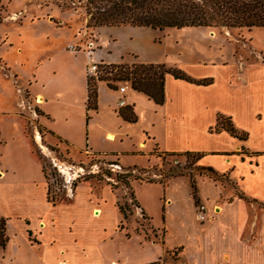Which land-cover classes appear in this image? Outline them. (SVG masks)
I'll use <instances>...</instances> for the list:
<instances>
[{
    "label": "rangeland",
    "instance_id": "obj_1",
    "mask_svg": "<svg viewBox=\"0 0 264 264\" xmlns=\"http://www.w3.org/2000/svg\"><path fill=\"white\" fill-rule=\"evenodd\" d=\"M83 4L84 0H0V171L6 170L0 179L4 182L0 185V200L7 211L28 215L37 211L52 212L58 220L55 236L62 235V227L66 224V252L70 254V264H111L110 259L115 264H135L152 259L158 264H185L180 247H167L163 239V228L165 237L171 242L185 238L182 231L163 223V187L158 179L163 181L171 177H164L169 171L190 172L195 176L194 164L199 162H193L191 157L181 153H159L152 145L145 156L124 153L130 147L124 136L119 137L120 141L118 138L109 141L103 139L101 133H89L84 124L81 69L95 61L92 51L99 44L92 27L85 26ZM205 27L208 32L230 41L234 56H241L240 60L264 61V27L249 31L237 27ZM166 29L168 33L160 35L161 41L153 44L148 40V33L132 36L131 31L123 29L118 34L119 44H134L135 38H139L140 45L151 54L160 52L165 61L186 62L205 57L206 51L213 52L214 48L207 47L208 42L194 29ZM101 32L106 33L105 30ZM225 40L223 52L226 59L231 60L230 46ZM251 47L260 50L261 55H256ZM109 67L107 63L97 61V70L87 72L85 69V77L96 84L95 77L99 75L107 83L105 77L111 72L105 70ZM108 80L115 88L121 84L111 78ZM68 81L73 84L71 89H68ZM37 93L43 95L41 101L34 100ZM108 93L110 98L112 93ZM235 96H225L223 100L230 101L216 104L233 111L247 126L254 109L264 116V94L251 99H242L239 94ZM43 108L49 117L41 115ZM87 112L90 114L89 109ZM38 116H42L40 120L48 128L68 132L69 144L50 133L38 121ZM63 116L69 122H64ZM92 125L90 128L96 127L95 123ZM85 141H89L95 151L84 146ZM260 144L264 146V140ZM40 164L44 167L45 177ZM147 178L153 181L146 182ZM216 182L228 187L229 191L231 189L234 196L241 191L237 179L230 178L227 173L220 174ZM46 183L50 194L61 196L53 203L48 201L57 205L46 207L43 202ZM253 185L264 193L262 187ZM187 190L181 189L172 201L173 207L177 208L175 212L184 215L190 206ZM233 195L222 196L210 206L198 198L194 205L196 219L201 222L208 219L218 210L221 200ZM245 204L249 210L246 233L251 239L258 233V226L264 224L260 221L261 213L256 214V210H264V201L247 199ZM0 213L7 222L10 216ZM16 217L18 215L12 218ZM68 224H71L72 233L68 232ZM40 226L42 219L38 218L35 232H24L27 242L36 243V230ZM15 229L14 235L11 227L9 231L6 227L9 243L7 249V242L0 249V264H34L29 248L22 242L20 224H15ZM72 234L77 236L79 243L72 242ZM77 244H80V252Z\"/></svg>",
    "mask_w": 264,
    "mask_h": 264
},
{
    "label": "crops",
    "instance_id": "obj_2",
    "mask_svg": "<svg viewBox=\"0 0 264 264\" xmlns=\"http://www.w3.org/2000/svg\"><path fill=\"white\" fill-rule=\"evenodd\" d=\"M185 27L194 29L198 36L208 42L207 47L211 45L214 48L213 52L206 51L205 57L190 59L186 62L181 60L165 61L160 52L151 54L140 45L139 38H135L134 44L130 43L127 46L119 44L118 40L119 31L126 29L131 31L132 36H137L139 32L148 33V40L153 44L161 41L160 35L168 33L166 28L180 29ZM92 30L96 42L99 44L92 51L96 61L105 63L164 62L166 65L182 69L195 79L210 77L211 81L207 84L194 83L165 73L162 83L163 100L160 104L154 103L143 92L131 88L127 83L123 93L125 104L131 105L135 114V120L128 121L117 113L118 107L115 102L120 93L115 86L111 87L103 80H97L96 107L89 109L90 114L87 112L89 117L86 121L84 120L89 133L92 135H95L93 132L101 133L103 139L109 141L115 138L120 141L119 137L124 136L130 142V147L124 150V153L133 155H147L146 151L151 147L150 145L152 148L156 146L158 150L165 151H203L205 154L198 159L199 164L211 165L217 172L227 173L230 178L237 179L241 192L248 200L264 201V193L259 192L253 185L256 183L264 190V146L260 144L264 140V123H262L264 116L260 114L258 109H254L247 126L239 121L240 118L238 117V119L233 111L216 104L221 101L228 102L230 100H223V98L238 94L241 95L242 99H248V97L251 99L263 95L264 61L240 60L241 56L239 58L234 56L230 41L225 40L217 33L208 32L206 27L201 25L170 26L162 29L143 25H99L93 27ZM102 30H105L106 33H102ZM224 40L230 46L231 60L226 59L227 57L224 55ZM251 50L256 55H261L260 50L253 47ZM86 67L87 65L81 69V99L83 104L86 97ZM67 84L69 85L68 89H71L72 82L68 81ZM108 92L112 93L110 98L107 97ZM35 96L43 97L41 93H37ZM217 100L219 101L217 102ZM44 110L45 108L41 109V115L49 117ZM87 110L85 109V112ZM208 114H210V119H207ZM217 114L228 117L233 127L239 132L243 131L245 137L237 138L224 128L212 129ZM40 117L38 116V121L48 131L69 144L68 139L71 138L68 132L48 128L45 122L40 120ZM204 119L207 120L204 122ZM62 120L66 123L69 122L65 116ZM94 123L96 127L90 128L94 126L92 125ZM109 134L112 135V138H107ZM85 139H87L86 136ZM84 146L95 151L89 141L88 143L85 141ZM140 150L144 153H141ZM253 151L260 153L253 154ZM110 152L117 156L115 151L111 150ZM4 171L6 170L0 171V173L2 172L0 179L4 177ZM194 179L198 198L207 206L212 205L222 196L233 195L231 189L229 191L228 187L224 188L222 184L216 182L217 179L204 174H196ZM160 183L163 187L161 195L163 223L167 227L174 226L182 231L185 238L171 242L165 237L163 228V239L167 247H180L185 264H264V224L258 226V233L253 238L250 239L247 236L246 217L249 212L245 204L247 199L234 193L235 196L233 195L232 198L221 200L218 210L211 217L201 222L196 219L187 175H174ZM0 185H4V182L0 181ZM39 185L42 191V183L40 182ZM187 188L186 195L190 197V206L184 215L180 211L175 212L177 208L173 207L172 201L175 200L181 189ZM42 200L46 207L57 205L48 203L44 197V190ZM141 207L143 208V206ZM0 211L10 216L6 222V227L8 231L11 227L12 234L15 235L14 232H16L15 224H20L22 242L29 248V254L34 264H70L68 261L70 254L66 252V224L62 227V235L55 236L54 230L58 220L52 212L37 211L28 215L13 210L7 211L1 200ZM258 212L261 213L260 221L264 222V210H256V214ZM92 213L96 214L93 210ZM14 215H18V217L12 218ZM23 218H26L28 223L27 220L24 222ZM38 218L42 219V226L36 230L38 239L36 243H29L24 238V232L29 233L30 230L35 232V220ZM46 232H49L48 236L45 235ZM68 232L72 233L71 224H68ZM71 240L74 244L79 243L74 234H72ZM189 241L191 242L190 245L188 244ZM8 243H6V249ZM78 245L80 244L75 245L77 250ZM110 262L115 264L113 259H110ZM121 264L128 263L123 262Z\"/></svg>",
    "mask_w": 264,
    "mask_h": 264
},
{
    "label": "trees",
    "instance_id": "obj_3",
    "mask_svg": "<svg viewBox=\"0 0 264 264\" xmlns=\"http://www.w3.org/2000/svg\"><path fill=\"white\" fill-rule=\"evenodd\" d=\"M85 26L95 27L99 25H143L151 28L162 29L164 27L181 26H225L228 28H244L249 31L254 27H264V0H84ZM110 67L105 72H111L109 77H105L109 86L114 87V81L121 82L127 80L133 89L143 92L156 104L163 100V77L165 73L171 74L175 78L185 79L194 83L207 84L211 81L210 77L195 79L189 76L182 69L166 65L164 62H132V63H107ZM114 69V70H113ZM91 78L86 77V97L85 109L96 107V84L90 82ZM97 80L104 79L97 75ZM111 82V83H110ZM117 113L128 121L135 120V114L129 104L119 106ZM89 115L87 111L84 115L86 121ZM214 130L226 129L230 134L237 138H244L245 133L239 132L230 123L228 117L217 114ZM50 132V131H49ZM52 133V132H50ZM58 137V136H57ZM59 138V137H58ZM60 139V138H59ZM64 141V140H63ZM67 144L66 141H64ZM159 153H181L186 157H191L196 162L203 154L198 150L165 151L158 150ZM259 151H253L258 154ZM40 170L44 175V167L40 164ZM196 174H204L213 179H218L224 172H217L211 165L194 164ZM187 175L189 178L190 193L194 205L198 203L197 189L194 174L190 172H171L164 174V177L174 175ZM146 182L153 179H145ZM159 182H164L158 179ZM123 182H126L123 179ZM46 199L50 202L60 200L61 196L50 194L49 186L46 183ZM239 197L247 199L241 192L237 191ZM131 197L133 192L130 191ZM121 210V207L119 206ZM6 217L0 213V249L7 242ZM141 264H158L157 260L143 262Z\"/></svg>",
    "mask_w": 264,
    "mask_h": 264
},
{
    "label": "built area",
    "instance_id": "obj_4",
    "mask_svg": "<svg viewBox=\"0 0 264 264\" xmlns=\"http://www.w3.org/2000/svg\"><path fill=\"white\" fill-rule=\"evenodd\" d=\"M97 70V61H90V63L88 64L86 71L87 72H95ZM120 85H117L116 89L118 90V92L120 93L119 96L116 98V106H122L125 104V97H124V91L126 90L127 87V80H122L120 82ZM199 217H201V215H198Z\"/></svg>",
    "mask_w": 264,
    "mask_h": 264
},
{
    "label": "bare ground",
    "instance_id": "obj_5",
    "mask_svg": "<svg viewBox=\"0 0 264 264\" xmlns=\"http://www.w3.org/2000/svg\"><path fill=\"white\" fill-rule=\"evenodd\" d=\"M41 99H42L41 97L38 98L37 96L34 98L35 101H41ZM107 137L112 138V135L109 134Z\"/></svg>",
    "mask_w": 264,
    "mask_h": 264
}]
</instances>
